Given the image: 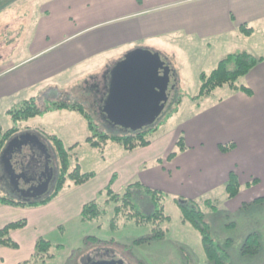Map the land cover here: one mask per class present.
Here are the masks:
<instances>
[{
	"label": "crops",
	"instance_id": "1",
	"mask_svg": "<svg viewBox=\"0 0 264 264\" xmlns=\"http://www.w3.org/2000/svg\"><path fill=\"white\" fill-rule=\"evenodd\" d=\"M35 4L40 8L29 57L0 69L2 113L8 114L10 100H28L24 94L36 87L41 86L47 96V87H43L51 79L110 50L120 51L117 61L136 49L161 55L165 46L171 49L176 40L183 43L193 37L199 41L243 43L245 47L234 53L264 57V0H35ZM243 24L253 30L249 37L238 31ZM256 27L263 36L262 53L258 55L250 49ZM242 84L251 90V95L229 88L226 100L211 104L184 123L181 133L187 149L172 160L156 163L174 149L176 135L167 140L161 137L146 148L128 153L121 164L109 170L103 187H95L96 175L84 185L65 190L45 206L0 205V230L11 223L26 222L23 229L10 234L17 249L0 247V264L29 260L38 238H47L73 219L80 221L84 205L94 201L113 176L117 178L113 190L137 176L140 183L152 189L193 200L224 189L229 174L235 172L240 184L255 181L251 189L247 188V202L235 204L236 208L245 203L261 204L264 61L242 78ZM230 143L235 146L232 151L220 152V145Z\"/></svg>",
	"mask_w": 264,
	"mask_h": 264
},
{
	"label": "rangeland",
	"instance_id": "2",
	"mask_svg": "<svg viewBox=\"0 0 264 264\" xmlns=\"http://www.w3.org/2000/svg\"><path fill=\"white\" fill-rule=\"evenodd\" d=\"M39 8L40 6H36L35 0H0V69L29 57L35 41L31 36L36 28ZM256 28L250 49L256 54H261L262 47L260 46L263 36L259 27ZM235 40L237 39L235 38ZM243 47H245L243 43H235V41L234 43H231L230 40L228 42L223 40L199 41L193 37L186 38L183 43L176 40L175 46L171 49H165L167 48L165 46L160 57L170 68L171 75L176 79L177 84L165 109L155 122L158 130L153 135L152 142L161 137L163 140H167L176 135L175 146L179 136H183L181 130L186 121L193 120L195 115L202 113L211 104L227 99L231 92L227 86L215 89L206 98L198 100L193 98L198 94L200 74L208 75L221 59ZM152 50L154 51L153 48ZM119 52L110 50L73 67L59 77L51 79L43 87H47V92H49L47 96L39 86L27 92L28 95L25 93V99L34 97L41 109L46 108L53 101H66L73 104L76 100L75 102L80 103L83 108L89 111L92 123L96 126L93 130L96 135L101 132L115 134L117 132H109L101 123L100 108H92L84 103L78 88L84 87L85 83L95 81L100 84L106 69L120 59ZM237 84H242V78ZM179 98H181V104L177 106L175 101ZM19 102H21L20 99L10 100L7 109H15ZM0 126L4 131L13 127L8 114L0 112ZM26 126L30 128L31 132L39 134V131H43L60 139L71 155L72 165L78 164L83 173L94 172L97 175L94 182L95 187L105 186L109 170L121 164V160L128 154L120 145L111 141H107L102 149L92 148L87 139L93 135V132L88 129L87 122L83 117L75 111L59 110L46 113L20 124L23 129ZM122 134L118 133L117 135ZM98 137L96 136L94 140H98ZM71 147L72 149L69 150ZM49 148L51 149L50 146ZM168 153L161 158L162 162L169 161L166 160ZM51 154L54 166H56L53 152ZM232 173L238 178L235 172ZM137 181L138 178L135 176L129 183ZM141 183L149 188L152 187L144 182ZM239 185L240 193L234 199H228L224 189H219L210 197L193 200L198 202L200 210L204 214L211 238L221 246L227 241L231 242L228 250L230 264H264V201L257 205L245 203V207L236 208L235 204L241 205L242 202H247L245 198L250 191L245 184L239 182ZM123 187L119 190L112 189V191L120 193L123 191ZM103 190L104 188L101 192ZM163 193L166 195L165 213L170 217V220L163 225L167 232L162 239L134 245V241L152 235L150 227H138L131 221L126 226H121L122 222L120 221L112 225L109 220L111 216L108 213L106 217L87 224L81 223L79 219H73L60 230L49 234L47 238L45 237L54 246L62 245L64 247L60 251L54 249V259L46 261L45 264H83L85 258L93 261L120 259L124 264H210L203 253L199 233L181 222L180 212L174 200L176 196L164 191ZM0 196L17 199L12 190L7 188L1 180ZM96 199L100 202L104 201L105 195L98 194ZM184 199L185 201L190 200ZM137 201L142 210L146 212L149 204L147 196L141 193L138 195ZM205 201L216 206V209L204 205ZM252 233L258 234L260 252L256 256H241L240 248L246 237ZM91 238H96L106 244L95 245Z\"/></svg>",
	"mask_w": 264,
	"mask_h": 264
},
{
	"label": "trees",
	"instance_id": "3",
	"mask_svg": "<svg viewBox=\"0 0 264 264\" xmlns=\"http://www.w3.org/2000/svg\"><path fill=\"white\" fill-rule=\"evenodd\" d=\"M238 31L241 35L249 37L253 30L247 27L245 24L239 26ZM264 61V57H255L248 52H239L234 54H228L225 58L221 59L216 67L208 74H200L199 76V90L198 94L193 98L198 100L206 98L212 94L217 88L227 86L231 90L243 92L246 95H251V90L243 84H237L239 79L245 77L252 69H254L259 63ZM175 104L179 106L181 104V98L175 101ZM75 111L78 112L83 119L87 122L88 129L93 132V135L87 139L89 145L94 149H102L103 145L107 141H111L120 145L127 153H131L135 150L146 148L152 143L153 135L156 134L158 128L157 124L148 126L139 131L133 133H124L122 135L100 133L96 135V126L92 123V118L88 110L78 102L68 103L66 101H53L46 108L41 109L38 107L34 98L22 101L15 109L9 110L8 115L13 123V127L8 130H3L0 126V155L5 145L19 133L30 130L27 126L20 127L22 122H27L29 119H33L38 116H42L46 113L54 111ZM177 111V110H175ZM39 136L50 144L53 152L54 159L56 161L55 171V183L52 190L41 200L32 202H24L19 199H12L0 196V205L11 207H27L35 208L49 204L54 199L59 197L67 188L78 187L92 180L96 174L94 172L83 173L80 166L72 165L71 155L68 149L65 148L62 141L56 136H51L43 131H39ZM98 140H94L95 137ZM234 144L220 145L219 150L222 153L230 152L234 149ZM72 147L69 149L71 150ZM187 149L185 145L184 137L181 135L177 139L174 149L168 153L166 160H172L178 153H181ZM161 163L162 159L156 160V163ZM43 161L39 156H36L34 161V167L36 171H40L43 168ZM116 176H113L109 184L104 188L103 192L99 195H105L104 201H94L84 205L80 222L87 224L92 223L106 217L108 214L111 216L110 224L114 225L118 221L122 222L121 226H126L130 221L135 226L146 227L149 226L152 235L147 238H141L134 241V245L147 243L152 240H160L165 236L167 229L163 225L170 220V217L165 213L164 201L166 195L159 190L149 188L139 181L129 183L123 187V191L115 193L112 191V185L116 181ZM253 183H249L246 187L250 188ZM240 185L238 178L234 173H230L228 180L225 184V193L228 199H234L240 193ZM146 195L149 199L148 210L144 212L139 206L137 198L139 194ZM181 199V200H178ZM179 212L182 223L189 225L195 229L201 238V247L205 255L206 260L210 264H230L228 250L231 246V242L227 241L223 246L217 244L210 236L209 225L204 220V214L200 210L198 202L194 200L185 201L184 198H174ZM257 200L256 202H259ZM204 205H209L211 208L216 209V206L210 204L209 201L203 202ZM245 207V205L243 204ZM108 213V214H107ZM119 224V223H118ZM26 226L24 220L6 225L0 230V247H6L10 249H17L16 243L11 239L10 234L13 231L23 229ZM95 245L106 244L96 238H91ZM113 243L114 241H110ZM107 242V243H110ZM62 245L54 246L45 237H40L35 242L34 253L29 260L20 264H45L46 261L54 259L53 250H63ZM260 252V243L257 233L249 234L244 244L240 248L241 256H256ZM89 258H85L83 264H88Z\"/></svg>",
	"mask_w": 264,
	"mask_h": 264
},
{
	"label": "water",
	"instance_id": "4",
	"mask_svg": "<svg viewBox=\"0 0 264 264\" xmlns=\"http://www.w3.org/2000/svg\"><path fill=\"white\" fill-rule=\"evenodd\" d=\"M177 81L171 75L170 68L160 55L144 49H136L125 54L116 62L109 72L107 97L102 113L108 121L122 130L139 131L153 125L165 109L171 93L176 89ZM33 143L45 155L44 174L52 175L53 159L48 148L36 137L19 135L12 138L0 155V166L4 167L10 177L11 184L18 187L24 175L17 174L11 164L14 149L21 150L23 145ZM25 190L21 196L26 199L37 198L46 191L48 179L43 186L29 188L33 181L22 182ZM21 200V199H19ZM27 200L24 202H29ZM89 264H123L122 261H93Z\"/></svg>",
	"mask_w": 264,
	"mask_h": 264
},
{
	"label": "flooded vegetation",
	"instance_id": "5",
	"mask_svg": "<svg viewBox=\"0 0 264 264\" xmlns=\"http://www.w3.org/2000/svg\"><path fill=\"white\" fill-rule=\"evenodd\" d=\"M108 82H109V71L103 75V78L101 79L100 84H98L97 81L93 83H85L84 87L78 88V92H81V95H82L81 97H83L82 100L84 101V103H87L88 106H92V108H96V107L100 108V116L102 120L101 123L104 125V127L107 130H109V132H117L119 134L120 133L124 134L128 132L133 133L134 131L122 130L119 127L115 126L114 124L110 123L107 117L102 113V108L104 106V102L107 97ZM27 134L36 137L42 144L47 146L48 154L53 159L52 154H51L52 153L51 149L49 148L50 144L47 141H44L39 136V134L28 130V131L18 134L17 136L27 135ZM23 146L24 147H22L21 150L14 149V152L12 154V158L10 161L14 171L17 174L21 173L22 175H24V179L23 178L21 179V184L18 187L11 184V180L7 174V171L4 169V167L2 169L1 166H0V180L4 183V185L7 188H10L12 190V192L16 195L17 199H21L23 201L30 200L29 202L41 200L52 190L54 186L55 177H56L55 166L52 169V175L48 178V175L44 174V169L46 167V160H45L44 153L39 148H37V146L34 145L33 143H27ZM36 156H39L44 163L43 168L40 171H36L34 167L35 166L34 161H35ZM30 179L33 181V183L29 185V188L30 187L37 188V187L43 186L44 182L48 179V184L45 189L46 191L44 192L43 195H40L37 198H30V199H26L21 196L22 191L25 190V187H23L22 182H25V180H30ZM111 260L116 261V262L122 261L120 259H112V258L106 261H111Z\"/></svg>",
	"mask_w": 264,
	"mask_h": 264
}]
</instances>
